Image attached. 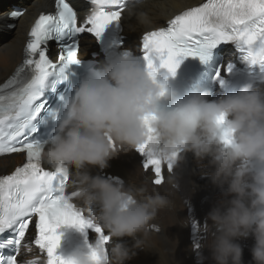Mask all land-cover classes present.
<instances>
[{
    "label": "clouds",
    "instance_id": "obj_1",
    "mask_svg": "<svg viewBox=\"0 0 264 264\" xmlns=\"http://www.w3.org/2000/svg\"><path fill=\"white\" fill-rule=\"evenodd\" d=\"M111 7L112 0H97L89 14ZM178 7L177 0H132L125 13L151 28ZM209 96L202 89L179 97L167 76L154 79L129 48L112 53L65 99L54 134L42 144L41 160L67 173L63 191L110 237L104 264H124L135 254L133 248L145 247L150 222L169 205L167 195L151 189L147 180L137 185L89 170L104 169L113 157L143 145L149 125L157 155L180 153L169 172L171 187H179L176 170L191 152L222 189L224 199L208 213L211 223H205L208 240L198 246L210 250L215 264H244L238 238L251 235L254 264H264V87L249 81L234 93ZM123 237L134 239L133 248ZM70 257L77 264H93L83 251Z\"/></svg>",
    "mask_w": 264,
    "mask_h": 264
},
{
    "label": "snow or ice",
    "instance_id": "obj_2",
    "mask_svg": "<svg viewBox=\"0 0 264 264\" xmlns=\"http://www.w3.org/2000/svg\"><path fill=\"white\" fill-rule=\"evenodd\" d=\"M96 2L92 0L93 5ZM131 2L112 0L111 8L87 14L81 23L73 0H55V12L41 13L32 26L22 65L0 85V155L26 153L27 157L10 175H0V234L9 235L0 240V264H41V260L44 264H77L74 258L56 253L62 225L81 231L94 227L99 239L88 254L93 264H104L110 237L85 219L63 191L69 183L67 173L42 166L43 145L34 133L37 118L48 108L46 90H55L68 79L70 66L80 63L79 34L101 38L109 25L122 22ZM50 41L59 42L58 63L48 56ZM221 42H233L243 59L264 73V0H206L188 8L167 21V26L143 34V61L154 79L162 68L175 75L184 58L206 60L209 50ZM231 68L229 65L228 71ZM152 133L149 125V138L137 151L146 157L143 168L154 173L152 183L160 186L165 182V170L173 169L172 161L180 153L167 158L157 155ZM30 225L32 239L25 244ZM32 246L40 255L23 259L22 249Z\"/></svg>",
    "mask_w": 264,
    "mask_h": 264
},
{
    "label": "bare ground",
    "instance_id": "obj_3",
    "mask_svg": "<svg viewBox=\"0 0 264 264\" xmlns=\"http://www.w3.org/2000/svg\"><path fill=\"white\" fill-rule=\"evenodd\" d=\"M204 1L177 0L179 7L176 11L167 18H158L151 28L138 25L135 18H129L125 13L123 17L124 34L127 37L125 47L135 48L139 45L143 33L165 26L174 15L199 6ZM53 4L54 0H0V84L22 62L23 48L32 22L40 13L53 9ZM14 6L26 9L18 20L9 18ZM10 24L14 27L7 35L5 27ZM92 43L93 41L87 36L82 38L79 49L82 57H89ZM142 159V154L135 149L113 157L109 160L108 167L104 169L99 167L89 169L92 175L119 177L137 185L147 180L151 189L167 195L169 200V205L161 209L156 218L150 222L149 237L145 247L133 248L135 241L132 237L121 238L135 252L130 259L125 260L124 264H215L210 250L197 245L208 240L209 234L205 223H211L208 220V213L224 199L222 189L211 182L210 177L205 174L206 169L201 167L191 152L187 153L182 167L176 170L179 178L178 188L168 184L170 173L166 170L164 173L166 181L160 186L154 185L152 183L154 173L143 168ZM207 161L206 157L203 163L206 164ZM23 162L24 158L19 154L0 157V175L8 174ZM31 233L32 231L28 234V241L31 240ZM238 242L243 248L244 264H254L251 251L255 243L254 237L251 235L240 237ZM22 256L29 260L35 255L33 250L26 249L22 252Z\"/></svg>",
    "mask_w": 264,
    "mask_h": 264
},
{
    "label": "rangeland",
    "instance_id": "obj_4",
    "mask_svg": "<svg viewBox=\"0 0 264 264\" xmlns=\"http://www.w3.org/2000/svg\"><path fill=\"white\" fill-rule=\"evenodd\" d=\"M21 7V6H20ZM5 26H6V24H5ZM12 30H13V28H6L5 27V32H7L8 34L7 35H9V32H12Z\"/></svg>",
    "mask_w": 264,
    "mask_h": 264
}]
</instances>
